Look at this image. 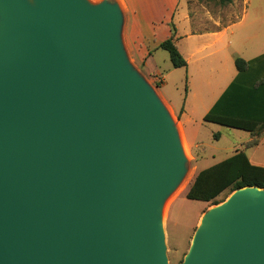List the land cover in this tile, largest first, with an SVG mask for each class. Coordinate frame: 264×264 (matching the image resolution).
Returning <instances> with one entry per match:
<instances>
[{
    "label": "water",
    "instance_id": "95a60500",
    "mask_svg": "<svg viewBox=\"0 0 264 264\" xmlns=\"http://www.w3.org/2000/svg\"><path fill=\"white\" fill-rule=\"evenodd\" d=\"M124 26L117 0H0V264H169L187 160ZM180 264H264V188L208 210Z\"/></svg>",
    "mask_w": 264,
    "mask_h": 264
},
{
    "label": "crops",
    "instance_id": "0c3cea01",
    "mask_svg": "<svg viewBox=\"0 0 264 264\" xmlns=\"http://www.w3.org/2000/svg\"><path fill=\"white\" fill-rule=\"evenodd\" d=\"M117 1L125 17L127 50L146 55L145 69L161 78L162 99L177 116L182 139L194 150L200 144L198 119L205 118L237 76V69H233L235 56L251 60L264 54V0H234L229 5L208 0L216 14L207 0ZM184 6L182 17L191 22L190 26L177 17ZM173 26L174 41L188 63L184 69L190 73L182 107H176L164 92L168 71L182 69L175 68L169 53L160 48L172 36ZM238 149L243 146L233 154Z\"/></svg>",
    "mask_w": 264,
    "mask_h": 264
},
{
    "label": "rangeland",
    "instance_id": "374dc122",
    "mask_svg": "<svg viewBox=\"0 0 264 264\" xmlns=\"http://www.w3.org/2000/svg\"><path fill=\"white\" fill-rule=\"evenodd\" d=\"M100 1L101 0H90V2L94 4ZM216 1L220 4L219 0ZM206 2L208 7L216 14L214 5L208 3V0ZM185 9V6L183 9H180V13L177 17L184 19L182 17V12H184ZM184 23L188 26L191 25V22L186 19H184ZM127 51V56L134 69L162 99L160 88L163 82L157 74L149 73L145 69L146 55L141 52L134 55L133 53L130 54L129 50ZM233 69H236L235 62H233ZM168 72L170 73L164 92L176 107H182L185 102L190 73L188 69L184 68ZM182 76L186 77L184 78L185 81H182ZM164 104L177 129L180 130L177 116L171 111L165 101ZM196 127L198 128L197 138L200 144L197 148L191 150L181 138L185 151V158L187 160L186 173L179 185L167 198L164 207V233L169 264H180L184 260L186 254L189 252L193 237L204 214L214 206L226 201L233 193L231 190H227L214 202L189 200L187 198V193L197 174L201 170L229 158L236 148L241 146L245 147L244 145L247 141L255 140V137L247 131L207 122L202 118L198 119ZM217 134L221 135L219 139L215 138ZM259 142L260 146L258 145L248 149L247 154L253 164L264 166V135L259 138Z\"/></svg>",
    "mask_w": 264,
    "mask_h": 264
},
{
    "label": "trees",
    "instance_id": "16d2710c",
    "mask_svg": "<svg viewBox=\"0 0 264 264\" xmlns=\"http://www.w3.org/2000/svg\"><path fill=\"white\" fill-rule=\"evenodd\" d=\"M229 5L233 0H219ZM172 36L160 44L166 50L175 68H186L187 60L181 54ZM237 76L230 83L204 120L211 123L247 131L255 137L245 143L231 157L209 168L201 170L191 185L187 198L203 202H214L227 190L234 192L247 186L264 188V167L255 165L247 150L259 145L264 135V54L246 60L235 56ZM220 134L215 136L220 138ZM218 204V203H215Z\"/></svg>",
    "mask_w": 264,
    "mask_h": 264
},
{
    "label": "bare ground",
    "instance_id": "6f19581e",
    "mask_svg": "<svg viewBox=\"0 0 264 264\" xmlns=\"http://www.w3.org/2000/svg\"><path fill=\"white\" fill-rule=\"evenodd\" d=\"M166 211V210H165ZM162 227H163V231H164V212H163V221H162Z\"/></svg>",
    "mask_w": 264,
    "mask_h": 264
}]
</instances>
